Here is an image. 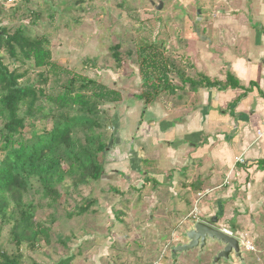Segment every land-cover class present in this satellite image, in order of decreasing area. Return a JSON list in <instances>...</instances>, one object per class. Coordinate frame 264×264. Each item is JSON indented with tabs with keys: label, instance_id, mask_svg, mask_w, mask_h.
Wrapping results in <instances>:
<instances>
[{
	"label": "rangeland",
	"instance_id": "obj_1",
	"mask_svg": "<svg viewBox=\"0 0 264 264\" xmlns=\"http://www.w3.org/2000/svg\"><path fill=\"white\" fill-rule=\"evenodd\" d=\"M160 2L162 8L156 10ZM5 6V0H0V8L5 10L0 16V26L12 31L22 27L34 37H47L52 62L56 65L110 89H114L120 76L125 89L116 88L124 91L118 105L123 103V98L142 91L138 59L142 46L155 43L176 69L192 70L185 50H200L197 41L207 44L213 18L225 9L223 0H22L17 12L12 6ZM115 45L119 46V65L112 55ZM3 56L10 69L20 66ZM21 71L26 72L24 84L37 80L39 70L30 63L21 67ZM171 79L175 84L180 83L175 73ZM49 111L38 115L37 127L51 123L49 114L53 112ZM99 112L101 128L95 134L114 149L115 104H105ZM72 116L80 115L72 113ZM85 136L80 128L75 129L74 138L83 146ZM112 146L104 158L108 172L115 166L111 161L107 163L108 153H114ZM101 181L75 187L66 178L55 184L58 196L47 197L38 179H32L25 202L32 203L36 220L46 230L45 238L35 250L27 248L26 243L18 250L10 237L11 224L0 217V253L18 258L20 264H172L170 248L186 243L183 234L193 222L207 220L199 213L196 219L188 217L183 225L175 228L172 224L181 216L169 215L163 231L151 230L149 214L122 213V209L130 212L127 198L115 204V182ZM142 186L147 187L144 183ZM191 195L187 192V199ZM262 203L260 200L256 210L244 213L242 223L231 225L225 220L221 226L215 225L231 228L229 231L241 241L243 254L242 262L232 256L231 262L222 260L218 264H264ZM88 204V211L79 214L80 208ZM115 209L120 212L118 215ZM193 209L189 204L186 211ZM127 223H136L137 232L128 229ZM120 224L123 228L115 231V225ZM220 249L218 245H210L200 256L197 250L191 251L181 255L178 264H212Z\"/></svg>",
	"mask_w": 264,
	"mask_h": 264
},
{
	"label": "crops",
	"instance_id": "obj_2",
	"mask_svg": "<svg viewBox=\"0 0 264 264\" xmlns=\"http://www.w3.org/2000/svg\"><path fill=\"white\" fill-rule=\"evenodd\" d=\"M223 2L207 44L197 41L200 50H185L193 65L186 73L223 83L230 76L236 88L172 82L176 90L162 93L144 111L143 101L134 97L139 91L115 104L114 153L107 155L115 166L110 172L105 167L109 146L100 181L115 182V204L127 198L130 212L122 213L149 214L151 230L163 231L169 215L181 216L173 227L183 225L188 205L197 200L207 219L201 221L217 217L218 226L225 220L242 223L244 213L256 210L260 200L264 204V137L257 139V131H264V0ZM122 81L119 76L113 88L124 90ZM239 157L244 163H236ZM198 193L204 197L198 199ZM135 224L125 226L137 232Z\"/></svg>",
	"mask_w": 264,
	"mask_h": 264
},
{
	"label": "trees",
	"instance_id": "obj_3",
	"mask_svg": "<svg viewBox=\"0 0 264 264\" xmlns=\"http://www.w3.org/2000/svg\"><path fill=\"white\" fill-rule=\"evenodd\" d=\"M20 3L12 6L14 12ZM4 11L0 8V16ZM153 46H142L138 52L142 91L134 97L143 101V111L162 93L176 90L172 73L183 86L192 88L222 90L238 86L230 84V76L223 83L202 74L197 78L187 75V70L176 69L155 43ZM112 51L119 65V46L112 47ZM3 55L20 66L10 69ZM27 63L39 72L37 80L24 84L26 72L21 67ZM121 100L119 91L53 63L47 37H34L22 27L12 31L0 26V217L11 224L10 237L18 250L23 243L35 250L46 233L35 218L32 203L25 202L32 179H38L47 197H57L55 184L66 178L75 187L103 179V155L109 145L95 134L101 128L99 111L101 106ZM47 108L53 112L49 114L51 123L37 127L38 115ZM76 128L85 132L86 145L74 138ZM89 207L80 208L79 214ZM0 264L20 262L2 252Z\"/></svg>",
	"mask_w": 264,
	"mask_h": 264
},
{
	"label": "water",
	"instance_id": "obj_4",
	"mask_svg": "<svg viewBox=\"0 0 264 264\" xmlns=\"http://www.w3.org/2000/svg\"><path fill=\"white\" fill-rule=\"evenodd\" d=\"M153 5L154 2H151ZM156 10L162 8L160 2L155 7ZM200 15V11L197 12ZM217 217L210 220V223L203 221H195L184 232L183 236L187 240L186 243H180L170 248L172 264H178L181 255L197 250L199 256L205 252L210 245H218L221 249L213 257L212 264H218L220 261L231 262V257L243 261L241 251V241L235 236L229 235L226 231L217 228Z\"/></svg>",
	"mask_w": 264,
	"mask_h": 264
},
{
	"label": "built area",
	"instance_id": "obj_5",
	"mask_svg": "<svg viewBox=\"0 0 264 264\" xmlns=\"http://www.w3.org/2000/svg\"><path fill=\"white\" fill-rule=\"evenodd\" d=\"M22 0H5V5L6 6H9V7H11V6H13V5H16V4H18V3H20ZM5 6V7H6ZM264 137V131H262V130H258L257 131V139H262ZM236 163L237 164H242V163H244V161H243V158L242 157H239V158H237L236 159ZM204 197V195H203V193H198L197 194V198L198 199H201V198H203ZM198 201V200H197ZM196 201V205H197V202ZM196 205L194 206V209L190 212V214H189V218L190 217H192V218H194V219H196L197 218V215L199 214V212H198V209H197V207H196ZM224 231H226V230H224ZM229 235H232L233 236V234L231 233V232H228V231H226ZM242 246H243V243H242Z\"/></svg>",
	"mask_w": 264,
	"mask_h": 264
}]
</instances>
